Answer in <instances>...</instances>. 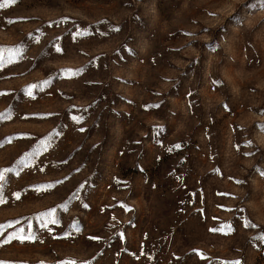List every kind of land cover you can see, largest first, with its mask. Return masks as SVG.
Returning a JSON list of instances; mask_svg holds the SVG:
<instances>
[{"label": "rangeland", "instance_id": "rangeland-1", "mask_svg": "<svg viewBox=\"0 0 264 264\" xmlns=\"http://www.w3.org/2000/svg\"><path fill=\"white\" fill-rule=\"evenodd\" d=\"M0 58V264H264V0H16Z\"/></svg>", "mask_w": 264, "mask_h": 264}, {"label": "snow or ice", "instance_id": "snow-or-ice-1", "mask_svg": "<svg viewBox=\"0 0 264 264\" xmlns=\"http://www.w3.org/2000/svg\"><path fill=\"white\" fill-rule=\"evenodd\" d=\"M15 2H16V0H0V8H3L6 4H11V3H15ZM0 62H2V58H0ZM29 95H31V91H29ZM2 118H3V116L0 115V119H2ZM20 163L22 164L23 161H21ZM3 179H4L3 173L0 172V181H2ZM16 198L19 199V194H17ZM0 200H2V197H0ZM52 222L55 223L54 220ZM17 238L25 239V237H17ZM27 238H31V237H27ZM68 264H75V262L70 261V262H68ZM237 264H238V262H237Z\"/></svg>", "mask_w": 264, "mask_h": 264}]
</instances>
